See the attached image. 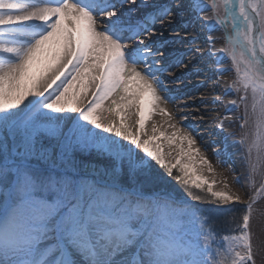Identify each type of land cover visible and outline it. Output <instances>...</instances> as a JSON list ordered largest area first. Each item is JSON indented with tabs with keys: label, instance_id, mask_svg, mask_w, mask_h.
Masks as SVG:
<instances>
[{
	"label": "snow or ice",
	"instance_id": "obj_1",
	"mask_svg": "<svg viewBox=\"0 0 264 264\" xmlns=\"http://www.w3.org/2000/svg\"><path fill=\"white\" fill-rule=\"evenodd\" d=\"M262 202L264 0H0V264H256Z\"/></svg>",
	"mask_w": 264,
	"mask_h": 264
},
{
	"label": "bare ground",
	"instance_id": "obj_2",
	"mask_svg": "<svg viewBox=\"0 0 264 264\" xmlns=\"http://www.w3.org/2000/svg\"><path fill=\"white\" fill-rule=\"evenodd\" d=\"M191 34H195V33H191ZM181 35H184L183 31L181 32ZM212 35L219 37V36H222V33L217 31V32H213ZM221 42L222 41H220L219 39L217 40V44H216L217 48L220 47ZM195 46H199L205 51L207 50V47H208V45L203 41V38H201V40H199L197 42V45H193V47H195ZM182 47H188V45H183ZM189 58H191V57H189ZM213 66H214L213 63L210 61L208 63V67L211 68ZM207 75H209V73L205 74V76H207ZM205 76L192 77L189 80H187L186 83L189 84L190 86L196 85V84L200 83L201 81H205ZM211 88H212V81L211 80H207L204 87H201L199 89L190 90V95L187 97V99L199 101L200 98L203 97L204 100L210 101L214 97L219 95V92L211 91ZM225 99H231V97H226ZM203 106L204 107H215V105H211V104H206V105H203ZM229 130H232V129H229ZM200 131H201L202 134H204L206 132V129L201 127ZM213 138L219 139V137H210V136H208L206 134L204 136V139H205L206 143L209 142ZM229 151L230 152L234 151V149H232L230 147ZM210 159H212L213 164H216V159L217 158L215 156H210ZM237 166H239V161L238 160H237ZM226 167H227V165H225L224 167H218V171H222L223 172V171H225ZM261 217H262V215L258 211L257 214L255 215L254 219H253V221L255 223L254 225H256V224H258L260 222ZM253 236H254V234H253ZM253 236H252V239H253ZM259 248H260L261 251H264V246H260Z\"/></svg>",
	"mask_w": 264,
	"mask_h": 264
},
{
	"label": "rangeland",
	"instance_id": "obj_3",
	"mask_svg": "<svg viewBox=\"0 0 264 264\" xmlns=\"http://www.w3.org/2000/svg\"><path fill=\"white\" fill-rule=\"evenodd\" d=\"M232 98V97H231ZM174 184V182H173ZM258 209L264 208V202L259 203ZM254 221L251 225V231L253 236V246H254V259L256 264H264V251L260 250V246H264V215H262L261 220L258 224L254 225Z\"/></svg>",
	"mask_w": 264,
	"mask_h": 264
}]
</instances>
